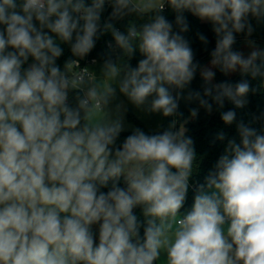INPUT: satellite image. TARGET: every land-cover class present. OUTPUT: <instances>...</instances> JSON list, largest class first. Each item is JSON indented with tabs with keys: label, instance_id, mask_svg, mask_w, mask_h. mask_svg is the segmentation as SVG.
Masks as SVG:
<instances>
[{
	"label": "clouds",
	"instance_id": "obj_1",
	"mask_svg": "<svg viewBox=\"0 0 264 264\" xmlns=\"http://www.w3.org/2000/svg\"><path fill=\"white\" fill-rule=\"evenodd\" d=\"M106 3L112 11L101 24ZM165 4L177 31L161 14ZM185 11L213 25L211 67L194 63ZM148 13L155 14L126 33L112 22ZM252 19L264 22V0H0V264H155L162 253L166 264H264V130L237 123L239 143L228 139L181 216L196 155L186 129L173 123L149 135L136 128L117 146L123 121L107 111L114 83L133 105L165 117L182 115V98L209 113L210 100L244 108L254 91L249 80L214 84L213 68L264 81V49L249 39L247 56L233 50L234 34L252 36ZM107 32L123 54L139 50L136 67L109 57L97 82L86 68L73 71L78 61L57 66V39L84 58ZM198 69L203 95L183 96ZM198 112L190 109V117ZM221 119L231 125L236 112Z\"/></svg>",
	"mask_w": 264,
	"mask_h": 264
},
{
	"label": "trees",
	"instance_id": "obj_2",
	"mask_svg": "<svg viewBox=\"0 0 264 264\" xmlns=\"http://www.w3.org/2000/svg\"><path fill=\"white\" fill-rule=\"evenodd\" d=\"M20 2L21 0H17L18 5ZM85 2L86 4H90L91 0H85ZM111 11V6L109 8L105 7V10L101 15V24L108 20ZM154 14L155 13H148L146 15L132 14L124 19L112 22L119 31L126 33L127 27L130 23H134L137 27H139L143 23L148 22ZM161 14L164 15L169 22L173 23V30L177 31L175 28V11L167 5L166 10H163ZM184 16L189 24V31L183 33V35L189 41L190 46L193 49L194 63L199 62L201 66H209L211 60L210 53L214 50L217 39L216 34L213 31V25L209 21H202L199 17L188 11L184 12ZM251 23L255 29L251 37H246L244 33L234 34L236 39V42L233 45L234 51H240L245 54L246 51H251L248 46L249 39L255 41V44L258 47L264 49V22L258 23L255 19H252ZM45 31L48 30L45 29ZM198 33L207 37L208 44L206 46L199 40L197 35ZM49 34L55 37V34ZM57 43H59L63 49V54L56 61L57 66H59L62 71L64 70L66 63H70L72 61H78V63H81L80 57L74 56L71 52L69 44L62 43L58 39ZM109 44L112 45V48H109ZM86 57L101 65L104 64L105 59L110 57L114 62L121 65L128 63L131 67H136L139 60L143 58L138 49L131 57H129L127 54H123L120 49L115 48V41L110 32L100 36L96 42V46ZM32 62L33 60L30 57L24 67L26 68ZM213 71L215 72L213 80L214 84L224 81L235 84L241 79L249 80L250 86L254 91L249 92L247 96L248 103L244 108H235V106L228 100H225L223 108H220L210 100V103L213 104V110L209 113L206 109L200 107L198 101L189 102L182 98L179 101L178 108V113H182V115L178 114L176 116L165 117L162 114V128L160 131H153L137 118L130 116L131 120L136 124V128L142 129L146 134L152 135L162 133L164 130L169 129V127L174 123L175 127L173 130H179L183 127L186 129L185 135L193 139L196 155L193 162V172L189 178L186 200L181 209L190 207L200 186L206 185V178L210 172L215 170L214 166L219 157L224 154L228 139L234 138L237 143H239L240 137L237 131V123L243 121L251 127L256 128L258 131L264 130V81L260 78L252 79L250 76H243L239 71L231 74L229 73L227 75L221 72L219 68H213ZM204 86V81L200 76L198 69L194 79L188 88L183 90L182 95L187 96L189 91H199L203 95ZM79 94L80 93L76 90L70 91L69 93V102L73 107L76 105V96ZM175 94L174 90L173 95ZM192 108L199 109L198 116L196 118L190 117V109ZM228 110H234L236 112V121L231 125L224 124L221 119V113ZM185 121H187V123H185ZM133 131L134 130L122 131L118 137L117 146L121 145L124 139L128 135H131ZM220 131H223L226 134V139L224 141L215 139L216 134ZM173 171L175 170L173 169ZM119 186L125 187L123 177L120 179ZM108 190V188L101 189V191L105 193ZM135 215H137L138 220L142 223L140 235L143 236L145 226L143 224L144 217L142 209L139 206L137 207ZM98 229L99 225L93 226L94 233L95 231L98 233ZM96 243H98V237L96 239ZM155 264H158V261H156Z\"/></svg>",
	"mask_w": 264,
	"mask_h": 264
},
{
	"label": "crops",
	"instance_id": "obj_3",
	"mask_svg": "<svg viewBox=\"0 0 264 264\" xmlns=\"http://www.w3.org/2000/svg\"><path fill=\"white\" fill-rule=\"evenodd\" d=\"M102 68H103V65L98 64V63H95L94 65L91 66L93 76L95 77L97 82H100L103 80ZM114 85H115L116 89L119 90L118 84L114 83ZM121 95H122L121 97L123 98V100L124 101L126 100L128 102V104L130 105L129 110H126V106H125V110L124 109L122 110L125 113V117H126L127 121L133 122L131 120V117H130V116H133V117L137 118L138 120H140L141 122H143L151 130H153V131H160L161 130V128H162V113L149 112L146 110V107H137V106L133 105L128 100V98L126 96H124L123 94H121ZM150 100H151V98H149V101ZM111 105L113 106L112 101L109 104L108 109H107L109 115H110V110H111L110 108H112ZM113 107H115V105Z\"/></svg>",
	"mask_w": 264,
	"mask_h": 264
},
{
	"label": "rangeland",
	"instance_id": "obj_4",
	"mask_svg": "<svg viewBox=\"0 0 264 264\" xmlns=\"http://www.w3.org/2000/svg\"><path fill=\"white\" fill-rule=\"evenodd\" d=\"M247 53L249 54L250 51L249 52L246 51V54L244 53V55L247 56L248 55ZM208 67H211V65H209ZM113 87H115L114 84H113ZM121 96L122 95L119 92V90L116 89V95L112 99L113 106L115 105V107H113L111 105L112 108H110L111 109L110 110V116L112 118H116V116H120L122 118V121H123V127H124L123 131H132V130L136 129V125L134 124V122L127 121V119L125 117V113L122 111L123 109L125 110V106H126V110H129L130 105L128 104V102L126 100L124 101ZM193 203H194V201H193ZM193 203H192V205H193ZM192 205L190 207H188V208L181 209L180 212H179V215H181V216L185 215L188 211L191 210ZM227 227H228V225L226 223L224 225L225 230L227 229ZM95 233L97 234V237H98L97 231H95ZM158 263L159 264H166L165 255L163 253L161 254L160 259L158 260Z\"/></svg>",
	"mask_w": 264,
	"mask_h": 264
},
{
	"label": "built area",
	"instance_id": "obj_5",
	"mask_svg": "<svg viewBox=\"0 0 264 264\" xmlns=\"http://www.w3.org/2000/svg\"><path fill=\"white\" fill-rule=\"evenodd\" d=\"M111 5L106 3L105 4V7L106 8H109ZM167 8V4H165V7H164V10H166ZM81 60V63H78L79 67H75L73 69V71H80L82 69H88V71L93 75L92 73V69H91V66L94 65L96 62H93V60H90L89 58L87 57H84V58H80Z\"/></svg>",
	"mask_w": 264,
	"mask_h": 264
},
{
	"label": "water",
	"instance_id": "obj_6",
	"mask_svg": "<svg viewBox=\"0 0 264 264\" xmlns=\"http://www.w3.org/2000/svg\"><path fill=\"white\" fill-rule=\"evenodd\" d=\"M136 211H137V207L133 210L134 214L136 213Z\"/></svg>",
	"mask_w": 264,
	"mask_h": 264
}]
</instances>
